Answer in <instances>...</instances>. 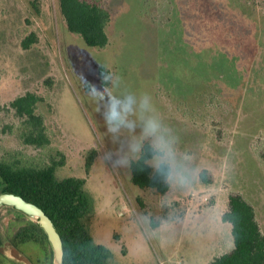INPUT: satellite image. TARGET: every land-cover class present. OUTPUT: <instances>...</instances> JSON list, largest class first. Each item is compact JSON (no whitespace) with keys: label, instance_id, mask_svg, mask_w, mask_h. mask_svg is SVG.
I'll return each mask as SVG.
<instances>
[{"label":"rangeland","instance_id":"1","mask_svg":"<svg viewBox=\"0 0 264 264\" xmlns=\"http://www.w3.org/2000/svg\"><path fill=\"white\" fill-rule=\"evenodd\" d=\"M87 1L111 11L104 47L70 31L59 0H0V160L44 166L63 158L61 178H86L96 198L90 227L113 250V263L208 264L234 245L223 220L231 194L255 205L264 230V0L244 11L240 0ZM33 32L38 41L26 49ZM102 67L122 78L117 95L138 103L151 96L144 116L161 121L174 153L166 194L133 181L132 164L152 142L139 109L130 117L135 128L116 133L95 110L110 86ZM29 91L44 97L38 111L52 136L45 147L19 137L11 102ZM21 224L0 208L4 234ZM2 251L17 264L46 257L34 243L7 242Z\"/></svg>","mask_w":264,"mask_h":264},{"label":"trees","instance_id":"2","mask_svg":"<svg viewBox=\"0 0 264 264\" xmlns=\"http://www.w3.org/2000/svg\"><path fill=\"white\" fill-rule=\"evenodd\" d=\"M59 1L70 31L81 34L91 47H104L109 43L107 25L112 18L109 9L97 1ZM240 1L244 7L242 11L249 10L257 3L255 0ZM37 41L38 36L33 32L23 40V45L28 49ZM105 73L106 68L102 67L101 75ZM43 100V96L29 91L11 102L21 121L19 137L24 143L37 147L52 143L46 118L38 111L39 103ZM96 155L95 151L89 155L88 171ZM261 157L264 160V151ZM152 160V142L148 141L143 145L140 157L132 164L133 181L143 189L166 194L171 189L173 169L164 165L172 175L162 176L151 163ZM63 164V158L54 159L44 166L25 164L16 157L1 159L0 196L6 193L22 195L47 212L63 238L64 256L60 264H120L113 263V250L97 242L92 233L90 222L95 214L96 198L87 186V179L77 176L61 178L58 168ZM206 174L207 170L202 172L203 179L207 178ZM0 208L8 209L22 222L12 235L0 230V264L7 260L17 264L2 251L7 242L18 248L30 243L38 244L46 254L44 264H59L55 248L39 220L13 206L3 204ZM223 220L232 225L234 247L215 256L208 264H264V230L255 205L244 194L233 193Z\"/></svg>","mask_w":264,"mask_h":264},{"label":"clouds","instance_id":"3","mask_svg":"<svg viewBox=\"0 0 264 264\" xmlns=\"http://www.w3.org/2000/svg\"><path fill=\"white\" fill-rule=\"evenodd\" d=\"M103 79L110 86L96 96L97 107L95 110L97 112L102 111L104 124L108 132L116 133L122 128H135V122L130 117L137 114L138 108L140 118L143 121L142 135L144 138H152L154 167L160 175L171 176L172 173L168 168H172L174 171V153L170 142L164 135L163 125L154 116H144V113L153 111L151 96L142 93L138 103L137 97L131 93L116 94V89L120 87L122 79L119 75L114 76L112 73H106ZM134 150L138 151L139 146H136ZM164 165H168V168ZM176 175L179 176L180 174L177 173Z\"/></svg>","mask_w":264,"mask_h":264},{"label":"water","instance_id":"4","mask_svg":"<svg viewBox=\"0 0 264 264\" xmlns=\"http://www.w3.org/2000/svg\"><path fill=\"white\" fill-rule=\"evenodd\" d=\"M3 204L13 206L39 220L49 235V238L55 248L56 260L60 264L64 256L63 238L47 212L38 204L31 202L22 195L16 193H6L1 195L0 207Z\"/></svg>","mask_w":264,"mask_h":264},{"label":"crops","instance_id":"5","mask_svg":"<svg viewBox=\"0 0 264 264\" xmlns=\"http://www.w3.org/2000/svg\"><path fill=\"white\" fill-rule=\"evenodd\" d=\"M233 247H234V245H233ZM233 249V248H232Z\"/></svg>","mask_w":264,"mask_h":264}]
</instances>
